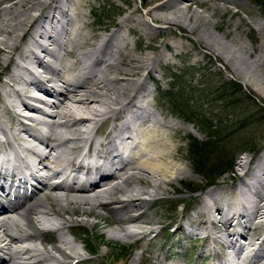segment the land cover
<instances>
[{"label":"bare ground","instance_id":"6f19581e","mask_svg":"<svg viewBox=\"0 0 264 264\" xmlns=\"http://www.w3.org/2000/svg\"><path fill=\"white\" fill-rule=\"evenodd\" d=\"M73 1L75 0H0V65L11 63L10 71L0 86V119L5 117L4 123H7L6 126L0 125V135L7 143L11 138L10 140L17 144V149L26 154L24 157L20 153H15L12 164L10 158L0 153V166L8 167L7 169L14 175V181H21L27 177L19 170L18 161L23 164V167L25 166L29 175L38 177L37 179L43 180L45 184H47L46 180H51L53 177L60 179L58 182L56 180L53 182V187L49 190L52 193L49 197L42 198L35 194L27 201L15 206L12 212H15L17 217L26 218L23 225L17 223L16 216L10 217L12 212H6L5 217L0 220V253L5 254L0 256V264H68V261L80 257L79 251L70 244L61 231L68 230L76 224L83 228L86 226L92 229L97 227L99 223L90 222L86 217H92L98 206L108 209L113 220L117 222L116 227L109 229V234L116 240L132 237L133 242H137L142 238H148L153 234L152 226L159 225V222L144 220L143 207H148L152 202L155 203L158 200L157 194L160 190H164L163 186L179 180L180 176L185 173L183 168L176 164L178 157L174 155L173 146L166 141L167 137L164 136V132L170 125L152 123L150 120L151 115L146 110L147 99H145L148 94L144 92L141 95V90L144 87L142 81L134 79L125 82L117 77L109 78L104 72L100 75L93 72L92 67L99 64L98 53L105 47L104 43L107 38L99 37L94 43H86L88 51H85L86 47L80 48L83 41L75 44L77 42L75 36H70L67 40L65 38L64 42L56 41L55 27L49 25L48 21L50 18H56L55 12L64 14L65 8ZM171 1L173 0H163L148 8L147 15L154 20L161 18L166 24L174 23L175 17H162L155 12L160 7L165 9ZM184 1L187 2L186 9H189L190 2L200 7H205L208 2V0ZM214 1L225 2L226 0ZM184 13L181 11L178 17L189 19ZM191 16L195 18V22L199 19L195 13H192ZM42 17H48L45 24L40 23ZM68 20H72L70 16L66 17L65 22ZM195 22L192 25H195ZM203 22L208 23V20L204 19ZM258 30L261 34V26L258 27ZM110 34L108 33L107 37ZM24 36L28 40L19 47V42ZM261 36L264 38L263 35ZM49 45L55 46L52 47L53 49L70 46L69 49L64 48L63 50L70 59L66 63H61L58 50L54 52ZM89 55H91L90 58ZM258 56L261 57L259 52ZM111 61L106 65L114 69L117 68L116 64ZM124 64L128 71H126V75H136L141 69H144L147 74L149 73L148 65L143 59L128 56ZM38 68L45 69L44 76L39 73ZM261 78L264 80V71L261 73ZM257 80L259 81V79ZM260 83L262 84V82ZM260 87L264 89L263 85ZM37 88L52 93L56 99V103H52V111L48 110L49 113L46 115L43 110L34 108L35 106L27 100L31 99L36 102L35 98L38 95L42 97L41 94H37L40 92ZM35 105L37 104L35 103ZM28 107L34 113L26 110ZM44 107L47 108L48 104L45 103ZM136 110L145 113L143 117L146 119L140 120ZM109 115L117 121L124 117L126 120H123L121 126L113 124L102 140L93 139L92 132L95 130V126L102 119L110 118ZM146 121L151 125L146 126ZM31 122L39 126L37 130L33 127L27 128ZM12 125L15 127L13 128ZM124 131L129 134L125 138L131 141L130 144L134 146L133 149L128 148L127 150L121 147L120 152L123 150L127 152L123 157L125 160L122 161L119 152L120 143L114 142L113 137ZM25 135L29 136L25 138ZM0 145L2 146V144ZM135 145L140 148H134ZM84 146L88 150L87 157L82 155ZM90 149L94 151L93 154ZM258 162L252 168L249 178L256 181L257 187L253 189L254 191L259 186H264L259 183L257 178L260 176L259 172L264 170V161L259 159ZM247 165L246 161L241 160L237 163V170L242 172ZM19 171L21 176L15 177ZM67 171L82 174L77 178V186H73ZM95 178L98 179L94 183H87V180L91 181ZM41 180L40 183H42ZM133 183H138L140 187L134 188ZM237 185L234 184L229 191L228 203L224 206L213 200L220 195L215 191L220 188H212L204 192L199 203L200 209L195 210L194 214L196 217L202 213L206 214V219H202L198 224L200 228H204V239L207 241L209 239L212 241L227 239V248L232 251V255L237 254L236 259L240 260V264H250L252 258H257L259 253L264 251L261 247L264 244V197H260L259 201L256 197L257 200L252 201L251 195L250 197L246 195L248 191H251L250 187L247 184H244L243 187L239 183ZM148 188H152L153 192H149ZM53 192H55L54 195H52ZM144 196H147L148 199ZM53 205L57 207L56 210L53 209ZM212 208H215L220 215L218 216L221 219L219 224L224 228L222 229L224 232H220V228L218 235L213 234L209 237V231L206 230L207 227H204L205 224L214 226L217 224V219L208 214L212 212ZM245 210L252 216L250 227L255 229L259 227L261 230L254 237L247 233L249 229L242 232L244 235L246 234L248 240L246 244L242 243V245H247L249 248L243 254L244 249L240 246L241 242L239 243V240L236 239L235 242L230 240L234 235L232 233L235 229L234 225L237 226L236 220L243 225L242 219ZM57 211L61 212V215L67 214L69 217L61 216L60 220L57 219L54 223L52 219L54 215L58 216ZM130 211L136 212V214L124 220V216ZM74 216L76 220L71 218ZM191 222L189 225L193 223ZM6 223L13 224L15 228L13 234L9 233ZM129 224H133V226H128ZM25 226L29 227V230ZM143 226L149 227L145 229ZM43 233L55 236L49 239H40ZM36 236L39 237L41 247L32 242ZM45 242L49 243L50 247H44L43 243ZM49 261L51 263H48ZM254 264H264V256Z\"/></svg>","mask_w":264,"mask_h":264},{"label":"rangeland","instance_id":"374dc122","mask_svg":"<svg viewBox=\"0 0 264 264\" xmlns=\"http://www.w3.org/2000/svg\"><path fill=\"white\" fill-rule=\"evenodd\" d=\"M161 1L163 0H75L71 4H68L64 14L55 12L54 15L56 18H50L49 21L47 20L48 17H42L43 20L40 19V23L45 24L48 21L49 25L55 27L54 36L57 38L56 41L59 40L58 42H64L65 38L67 40L70 36H75L77 37L75 44L83 41L80 44L82 45L80 48H84L88 45L86 43H94L99 37L102 39L107 38L104 43L105 47L99 51V56L97 55L100 57V65L98 63L95 66L93 65V72L98 75L104 72L109 78L117 77L120 80L123 79L125 82L134 79L142 81L144 87L141 90V95L144 92L149 95L145 99H147L146 110L151 115L150 120L152 123L158 122L159 124L170 125L164 132V136L167 137L166 141L173 146L174 155L178 157L176 164L182 167L183 172H185L183 176H180L179 180L163 186L164 190H160L157 194L156 197L158 199L162 197L164 201L159 200L155 204L152 202L148 207H143L142 211L145 213L144 220L159 222V225L152 226L153 234L146 239H140L135 246L131 245L127 249L125 248L126 245H130L133 239L132 237L116 240L109 234V229L116 227L118 224L113 220V216L108 212V209L100 206L96 207L94 210L95 214L92 217H86L90 222L99 223L97 227H93L92 229L86 226L83 229L84 236L72 237L66 229L62 230L61 233L79 251V256H83L82 258H91L86 264H138L143 259L150 264L155 262L156 264H181L175 260H173L174 262H166L163 259L164 256H172V254L175 258L185 260L187 262L186 264H199L204 254H207L209 258L201 264H213L214 254H218L224 260L227 258L233 259V263L238 262L240 264V260L236 259L237 254L235 256L234 254L232 255V251L227 248V239H218V242V240L212 241L211 239L207 241L204 238L197 240L192 236V238L188 239V242L185 230H189L188 225L192 221L195 226L194 229L196 228L195 230L201 235L205 234L204 228H200L198 224L202 219H206V214L202 213L197 217L194 214V209L196 211L200 209L199 203L201 201V195L212 188H220L215 190L220 195L213 200L218 201L217 203L219 205L224 206V204L228 203L229 198L227 196L234 184L237 185L239 183L241 187L245 186L239 182L243 176V171L248 175L252 171V168L259 163V159L262 162L264 161V89L260 87L262 85L264 86V80L261 78V73L264 71V38L261 36H264V13L257 5H251L247 0H226L225 2L208 0L205 7H200L190 2L189 9L185 8L187 7L186 1L173 0L165 9L164 7H160L159 10H155L158 16L175 17L174 23L166 24L161 18L154 20L147 15L148 8ZM181 11L182 13L185 12L184 15H187L189 19L178 17ZM192 13L199 16L197 22L191 16ZM69 16L72 20L65 22L66 17ZM200 17L202 18L200 19ZM204 19H207L208 23H204ZM194 22L195 25H192ZM259 26H261V34L258 30ZM57 29L58 31H56ZM108 33H111L109 37H107ZM26 40L28 39L24 36L19 42V47L27 42ZM52 47L55 46H50L54 52L58 50V57L61 63H66L70 59L63 51L64 48L69 49L70 46H62L54 49ZM85 51H88V47H86ZM258 52L262 59L258 56ZM128 56H133L135 59H143L146 65H148L149 73L147 74L144 69H141L136 75H126L128 71L124 61ZM90 57L91 55H89ZM110 60L116 64L117 68L114 69L106 65ZM10 64L4 63L0 65V86L5 81L8 71H10ZM38 69L41 75L45 74L44 68ZM220 80L222 82L231 80L234 84L232 85V90H240L238 94H232L233 91L228 90L227 99L229 98L233 104H229L227 109L217 107L220 101L216 102L213 100L220 92H223L220 90V87H217ZM178 83L184 85L181 91L185 95L188 96L190 94L188 90L194 91L195 95L192 98L195 102L201 104L200 109L206 113V116L211 112L212 116H217V118L215 117L216 119L219 118L222 120L225 118L226 121L223 123L225 124L223 131L219 133L217 138L212 139L216 148L209 153L207 161L215 162L221 157L228 158V156H232L231 167L227 168L226 172L224 171L207 188L204 186V176L195 173L194 166L187 153L190 138L204 142L206 135L196 126L188 122L186 123L183 117L177 112L176 103L174 104L168 97L164 96L167 89L173 86L175 90L176 84ZM45 85L47 84L45 83ZM52 100L54 101L52 97H48L47 101L49 102V106L47 108L45 107L46 110L52 109ZM209 108L215 109L208 112ZM212 116L211 118L213 119ZM109 117L108 119H102L95 126V130L92 132L93 139L95 138L97 141L102 140L106 132L110 131V127L114 124L115 119L110 115ZM5 120L6 118L2 117L0 119V125L6 126L7 123H4ZM15 125H12L13 128ZM147 125H151V123L147 121ZM27 126V128L33 127L36 130L39 127L33 122ZM9 129L7 128L8 131ZM12 142L14 141L12 140ZM1 147L0 145V149ZM15 150L18 154L25 155L17 147ZM241 160L248 163L242 172L237 170V163ZM259 174L260 176L257 177L259 183L264 185V170L259 172ZM254 182L256 183L255 180L248 181L247 184L251 186L249 188L251 191H248L246 195L248 197L251 195L250 198L252 201H256L257 199L259 201L260 197H264V186H259L254 191L253 189L257 187ZM193 185L202 187L201 191L189 193V187ZM133 187L137 189L140 185L133 183ZM147 190L153 192L152 188H148ZM256 197L257 199H255ZM145 198L148 199L147 196ZM180 202L184 205L187 204L186 207L182 208L181 204L177 207L176 204ZM56 208L53 205V209L56 210ZM211 211L208 214L209 216L212 215V218L217 219V224L215 226L205 224L204 227H207L206 230L209 231V237L213 234L218 235L220 228V232H224L222 230L224 228L219 224V220L221 219L218 216L220 215L216 212L215 208H212ZM130 212L136 214V212ZM247 212V210L243 212L242 220L244 222L243 224L246 223L250 226L252 216ZM57 213H59L57 214L58 216L54 215L52 219L54 223L57 219L60 220L61 216L65 218L69 217L67 214L61 215V212L58 211ZM13 215L16 216V213L12 212L10 217ZM4 217L5 215L1 214L0 220ZM17 218L19 225L20 223L23 225L26 221L25 217ZM71 218H75L76 220L75 216ZM6 225L9 233L13 234L15 232L13 224L6 223ZM236 225L237 227L234 225L236 228L234 229L232 227V230L240 229L238 220H236ZM129 226H133V224H129ZM25 227L29 230V227ZM144 227L146 229L149 226ZM260 230L259 227L257 229L250 227L247 233L254 237ZM54 236L44 235L43 233L40 239H49ZM36 238L32 242L34 244L36 243V246L41 247L39 237L36 236ZM79 238L89 239L91 241L94 247V256L84 252L83 244H80L81 240ZM245 238L246 234L239 236L238 233H234L230 241L235 242L236 239L242 244L245 243ZM217 242L219 246L216 244ZM43 246L50 247L47 242L43 243ZM261 247L264 250V244ZM185 249L187 253L184 254ZM3 255L5 254L0 253V256ZM262 256H264V251L259 253L257 258H252L250 264L256 263ZM74 260L68 261V264ZM48 263L51 262L49 261Z\"/></svg>","mask_w":264,"mask_h":264},{"label":"trees","instance_id":"16d2710c","mask_svg":"<svg viewBox=\"0 0 264 264\" xmlns=\"http://www.w3.org/2000/svg\"><path fill=\"white\" fill-rule=\"evenodd\" d=\"M251 5H257L259 9L262 10L264 13V0H247ZM175 84V83H174ZM233 82L231 80L227 82L219 81V84L217 87H220V90L223 92H220V94L217 95L216 98H214V101H220V103L217 105V107L221 109H227L229 104H233L229 98L227 99L228 90H232ZM183 84H176V89H173V86L169 89H167L166 94L164 96L168 97L171 102L174 104L176 103L177 112L183 117L184 121L187 123H190L197 128H199L203 134L206 135V139L204 142L200 140H195L193 138H190V141L188 143L189 148L187 149V153L190 156V160L194 166V171L198 175L204 176V186H209L211 183H213L217 178L221 176V174L226 170L227 168L231 167V154H229L231 157L228 156V158L221 157L220 159H217L214 161H207V156L210 152L213 151L216 146L213 144L212 139L214 140L215 137L219 135L221 131H223V126L225 124V118H217V116H212L210 111H213L215 108H209L208 116H206V113L202 111L200 108L201 104L195 102L192 98V96L195 95L194 91L188 90L190 93L188 96L185 95L182 90ZM234 87V86H233ZM173 90V92H172ZM233 91V92H232ZM232 94H238L239 89L232 90ZM178 92V93H176ZM235 102V101H234ZM215 119L213 121V119ZM190 191H196L198 189H201L198 185H193L189 187Z\"/></svg>","mask_w":264,"mask_h":264}]
</instances>
